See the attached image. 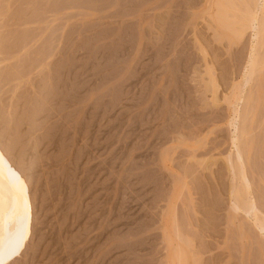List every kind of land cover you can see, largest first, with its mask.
<instances>
[{
    "label": "rangeland",
    "instance_id": "rangeland-1",
    "mask_svg": "<svg viewBox=\"0 0 264 264\" xmlns=\"http://www.w3.org/2000/svg\"><path fill=\"white\" fill-rule=\"evenodd\" d=\"M260 4L0 0V149L31 204L8 264H264Z\"/></svg>",
    "mask_w": 264,
    "mask_h": 264
},
{
    "label": "bare ground",
    "instance_id": "bare-ground-1",
    "mask_svg": "<svg viewBox=\"0 0 264 264\" xmlns=\"http://www.w3.org/2000/svg\"><path fill=\"white\" fill-rule=\"evenodd\" d=\"M258 12H264V0L244 14L243 23L248 27L259 23L258 26H261L257 34H260L264 30L263 20L259 21ZM254 61L255 57H252L249 64L251 68ZM30 219L31 204L27 182L0 149V264H8L24 250L30 236ZM257 227L264 234V225L259 224Z\"/></svg>",
    "mask_w": 264,
    "mask_h": 264
}]
</instances>
